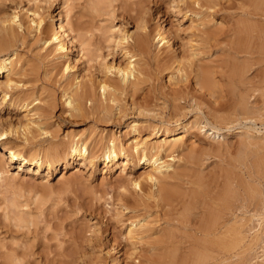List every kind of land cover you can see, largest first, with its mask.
<instances>
[{"label":"rangeland","instance_id":"1","mask_svg":"<svg viewBox=\"0 0 264 264\" xmlns=\"http://www.w3.org/2000/svg\"><path fill=\"white\" fill-rule=\"evenodd\" d=\"M176 1L179 0H51L50 4L46 6V10L48 9L47 13L54 16L55 19H57L58 13L63 14L68 10L70 14H68V18L72 21L71 23L77 21L91 30L92 38H89V34H85V36H88L86 38H89L88 41L84 35L85 39L81 36L75 41L77 43L78 41L79 43L87 41L86 43L90 45L92 54L86 48H84V53H80L78 48L72 49L73 61H77V69L82 71L86 67H92V70L96 69L98 56L99 60L104 57L108 64L112 61L117 63L120 60V55L114 53L112 49L111 42L113 39L110 38L111 33L119 28L134 33L136 31V20L134 18L142 15L146 10L149 12L146 16L149 30L156 26L168 30L169 39L174 45L176 54L187 56L185 52L187 51V43L190 38L191 40L194 38L192 37L194 30L190 28V20L187 17L178 16L170 10V5L176 3ZM11 2L12 0H3L0 6V16L16 8L15 3ZM25 5L26 0H23L22 6ZM30 5L29 7L32 8L33 5ZM40 5L45 6L44 4ZM238 5V2L231 4L223 1L217 8L214 20L216 25L221 23V30L217 32L219 42L216 44L217 47L215 46L216 50L213 47L206 50L200 59L203 66H206L207 70L212 73V77H215L217 82L219 81L220 86L222 84V86L227 85L231 88L232 84L233 97L238 99L246 96L244 98L248 104V114L244 116L245 121L242 117L243 120L237 122V124L220 125L221 130H219V133L226 136L224 140H221V138L219 140L207 138L205 133H201L199 136L200 141H196V144H199L198 147L202 150L200 157L203 162L202 166L204 165L203 168L202 166L199 168V173L202 176L204 175L205 183L207 182L215 187L221 182L222 177L219 178L221 176L219 171H224L228 166H230L228 168L235 166L243 169L238 165L241 162L245 165L247 163L249 166L254 164V161L263 162L262 164H264V51H261L262 56L260 53H256L257 55L253 54L251 57L243 53H241V56L231 51V38L230 36L227 37L226 34L228 35V31H231L235 26V20L243 21L242 26H244L243 23L246 24L247 22L246 25L250 26L249 22L258 19V17H252L250 21L245 20V16L238 10ZM62 20L63 24H66V20ZM252 24L254 23L252 22ZM71 36L69 37L71 38ZM39 47L40 45H36L32 37L29 36L26 38L25 44L18 49L21 57L20 62L26 70V76L22 78L23 82L21 83V85L26 84L22 89L23 92L30 94L31 91L39 97L41 95L42 101L46 102L48 99L50 103H53L52 109L50 108L48 112L50 113L47 116L48 120L45 123L43 122L44 130L46 129L44 132L46 133L38 132L36 134L37 138L33 141L38 147L46 148L53 142L58 144L69 132L73 135L83 133L84 137L90 136L94 140L102 137L103 142H106L111 132H114L116 136H119V140L125 141L127 139L125 135L128 132L127 125L132 121L139 123L141 133L139 139L156 142L162 139L165 128L175 129L178 125L190 126L195 117L199 116L203 120L207 114L205 104L203 101L198 100L200 93L196 92L197 87L192 80L168 82L170 75L168 71L158 73L156 70L157 65L153 61V55L156 53L153 43V45H149V56L151 57L146 70V72L148 71L146 73L148 77L134 98L131 99V97L125 96L124 100L122 99V108L119 114L118 111L114 110L108 121L99 120L92 115H85L81 118L70 116L67 112L68 108H63L64 98L62 97L61 87L55 82L54 75L57 71H52V75L45 73L46 69L51 70L48 67H51L55 61L49 65L44 60L42 56L44 52ZM84 47H86V44ZM228 49L229 51H227ZM89 53L91 56H88ZM232 54L234 55L232 56ZM81 55L85 56L82 60L80 59ZM95 57H97V60ZM89 58L91 60L87 63ZM93 58L95 61L92 60ZM234 59L236 60L234 61ZM244 62L245 66L243 65ZM231 66L235 68V71ZM236 68L240 70L236 71ZM230 71H233L234 76L231 79L228 78L231 74ZM239 72L241 76L240 74L238 76ZM222 76L223 79H221ZM186 86L188 89H186ZM182 89L185 92L187 91L188 96L177 102L178 110L174 112L171 106L162 105L163 97L166 94H170L173 90ZM14 93L15 96L20 94L18 91ZM190 96H197L196 101L200 103V110H195ZM144 105L151 109V112L146 116L138 114L135 110L136 107ZM23 111L24 108L10 107L8 104H2L0 100V124L8 122L12 125L18 124V121L24 120L23 116L25 114ZM221 114L224 115L225 113ZM208 118L210 119V117ZM245 131L253 137L250 142L252 143L251 146L242 137ZM186 142L187 144L190 143L189 141ZM244 143H247V145ZM12 144L13 149L22 151L21 143L16 145L13 142ZM0 153H3L1 146ZM243 157L247 162H243ZM250 158L254 161L252 162ZM179 159L180 156L175 157L173 160V164L178 167V171L181 170L180 167L184 164ZM4 160L8 163L6 167L7 170H10V174L16 173L18 164H10L6 160V155ZM78 163L77 161H70V165L66 168L59 165L53 171H47L44 167L40 170H36L34 167H31V170L25 168L17 181L8 179L2 183L0 188V239L4 238L5 245L7 244L6 246L13 248L15 246V249L22 245L26 248L29 246L28 253L30 255L25 258L26 264H72L76 260L77 263L80 262L79 264H110L111 257H117L119 259L118 264H137L139 262L140 264H261L262 261L264 262V213L260 215V208L258 210L254 208L255 211L253 210V206L258 202L257 200L250 202L246 200L245 203H249L248 205L251 204V206L247 207L245 215L242 214L239 217L248 221L249 227H237L243 232L241 234L244 237L241 243L243 246L240 244L231 251L221 250L222 248L219 247L217 242L219 237L208 234V228L211 227H198L202 224L203 217L206 214L202 209L195 210V213H193L195 217H191V226L163 227L164 219L160 209L149 208V213L144 216H148L149 220H147L150 223L152 222L153 230L149 233L150 236L147 233L148 239L151 240L149 239V241L145 237L143 239L145 241L142 240L141 244L137 245V253L133 258L135 260H128V253H131L132 250L125 239L128 226V221L125 220L129 215L123 217L119 223L115 219L118 208L116 202L120 193L123 192L121 190L123 184L128 178L139 176L143 171L142 167L132 168L129 165L126 167L124 174L119 175L120 169L118 167L110 169L104 167L102 163H97L93 167H80ZM221 167L223 170H221ZM244 178H246V181L248 180L247 177ZM247 182L250 183V186L254 183V187H258L261 190L262 198L264 197V179L254 182L248 180ZM130 190L128 191L130 192ZM207 191L214 192L213 189H207ZM196 212L198 213L196 214ZM15 227L30 228L29 230H23ZM219 228L224 230L223 228L226 227ZM97 229L99 232L96 231ZM164 234L170 237H163ZM160 235L163 237V241H161L162 238L159 239L161 242L156 239V237L160 238ZM164 240L166 242L162 245ZM215 243L218 246L217 248ZM146 244H149L152 248L151 252H154L152 253L154 255H151L150 247ZM164 246H168L169 249L168 247V250L163 248ZM171 252H174L175 256ZM201 257H206V261L203 258V261L199 262Z\"/></svg>","mask_w":264,"mask_h":264},{"label":"bare ground","instance_id":"2","mask_svg":"<svg viewBox=\"0 0 264 264\" xmlns=\"http://www.w3.org/2000/svg\"><path fill=\"white\" fill-rule=\"evenodd\" d=\"M50 1L26 0V5L22 6L23 0H12L16 8L0 16V79H2L0 80V100L2 104H8L10 107L24 108L23 112L25 114L23 116L24 120L18 121L16 125H12L10 122L0 124V146L3 151V153H0V188L2 183L8 179L17 181L21 176V172L25 168L31 170V167L36 168V170L44 167L47 171H53L59 165L66 168L70 165V161L79 162L78 165L80 167H93L97 163H102L106 168L113 169L118 167L120 169L119 175H122L129 165L132 168H140L141 166L143 171L140 175L136 178H128L121 187L123 192L120 193L118 199L116 198L118 208L115 219L120 223L123 217L129 215L125 220L128 221L125 239L132 250L131 253H128V260H135L133 258L137 253V245L141 244L145 237L148 239L149 233L153 230L152 222L148 221V216H144L149 213V208L160 209L164 219L163 227L191 226V217L195 215L193 213H195V210L202 209L206 214L204 217L202 216L203 222L198 227H213L212 229L210 228L211 230L208 228V234L219 237L217 242L222 251L223 249L231 251L240 246L244 237H242L243 235L241 236L243 232L237 227H249L248 221L239 217V215H245L247 212L249 203H245L246 200L249 202L257 200L258 202L256 201L257 203L254 206L252 205L253 210L260 208V215L264 213V197L262 198L260 194L261 190L258 187H254V183L250 186V183L247 182L248 180L249 182H254L264 179V164L253 160L254 164L249 161L252 165L249 166L247 163L245 165L241 162L244 160L243 157L242 160L241 158L239 159L241 164H238L239 160L236 163L243 169L235 166L231 168H228L230 166H225L227 169L222 172L219 171L221 173L219 178L222 177L223 180L221 178V182L216 187L209 185L207 182L205 183L204 175L202 176L199 173V168H201L203 163L200 157L202 150L198 147L199 144H196V141H200L199 136L201 133H205L207 138L217 140L221 138V140H224L226 136L219 133V130H221L220 125L230 126L243 120L242 117L248 114V104L244 98L246 96L238 99L233 97L232 84L231 88L227 85L222 86V84L220 86L219 81L217 82V79L212 77V73L207 70L206 66H203L200 59L206 50L217 47L216 44L219 42L217 32L221 30V23L218 24L219 26L215 24L214 14H216L217 8L223 1L231 4L238 2V10L242 12L247 21H250L252 17H258V19L252 21L254 24L249 22L250 26L246 25L248 22L246 24L243 23L244 26H242L243 21L235 20V26H233L231 31H228V35L226 34L227 37L230 36L231 38V51L241 56V53L250 55V57L256 53L261 55V51H264V0H179L176 3H172L170 10L178 16L187 17L190 20V28L194 30L192 37L195 39L191 40L190 38L187 43L188 46L186 45L187 51L185 52L187 56L176 54L174 45L169 39L168 30L166 31L157 26L149 30L146 20L149 12L146 10L142 15L134 18L136 20V31L134 33L121 28L111 33L110 38L113 39L112 42L110 41L113 45L112 49L114 53H119L120 55V60L117 63L112 61L108 64L104 57L99 60L98 56V58L95 57V59H98H96V69L92 70V67H86L82 71L77 69V61H73L72 49L78 48L80 53H84V48H86L91 53L90 45L86 43L92 36L91 30L77 21L71 23L72 21L68 18V10V13H63L65 17L62 13L57 14V19L54 16H50L47 13L48 9L46 10V6L50 4ZM2 2L3 0H0V6ZM30 4L33 5L32 8L29 7L31 6ZM62 19L66 20V24H63ZM83 32L84 34H82ZM85 34H89L88 39ZM70 35H72L71 38L69 37ZM83 35L87 40L86 42L84 41L86 47H84V42L79 43L78 41V44L75 41L81 36L84 38ZM29 36L32 37L36 45H40V50L44 52L42 56L49 65L55 61L51 67H48L51 70L46 69L45 73L52 75V71H57L54 75L55 82L61 87L62 97L64 98L63 108H68L67 112H69L70 116H79L81 118L85 115H92L99 120L108 121L114 110L118 111L119 114L122 108V99L125 96L131 97V99L134 98L148 77L146 74L148 71L146 72V70L151 57L149 56V45H153V43L156 49L153 61L157 65L156 70L158 73L168 71L170 73L168 82H187L192 80L197 87L196 92L200 93L198 100L203 101L205 104L207 114L203 120L199 116V118L195 117L190 126L178 125L175 129L165 128L162 139L156 142L139 139L141 134L139 123L132 121L127 125L128 132L125 135L127 137L125 141L119 140V136H116L114 132L109 133V139H106V142H103L102 137L94 140L90 136L84 137L83 133L73 135L69 132V134H65L58 144L53 142L50 146H47L48 148L38 147L33 141L37 138L36 134L38 132L46 133L44 132L46 130H44V123L48 120L47 116L50 114L48 112L53 103H50L48 99L46 102L42 101L41 95L39 97V95L31 91L30 94H26L22 90L26 85H21L23 82L22 78L26 76V70L20 62L21 57L18 49L25 44L26 38ZM84 55H81V60L86 56ZM92 56L94 57L95 55ZM90 60L89 58L87 63ZM231 68L235 69L232 66ZM238 70L240 69L236 71ZM83 71L85 72L82 74ZM243 72L245 73V71ZM229 73L231 74L228 78L231 79L233 71ZM241 73L239 72L238 76L239 74L241 76ZM221 79H223V76ZM186 89H188L187 86ZM15 91L20 94L15 96ZM187 94L184 89L173 90L170 94H166L163 97L162 105L171 106L175 112L178 110L177 102L183 100V97H187ZM196 97L190 96L191 103H194L193 107H195V110H200V103H197ZM88 103L89 106L87 107ZM135 110L138 114H143L144 116L151 112V109L146 107V105L138 106ZM245 119L244 117V121ZM242 137L251 146L252 143L250 142L253 137L250 133L245 131ZM186 141L190 143L187 144ZM13 142L16 145L21 143L22 151L19 150V152L17 149H13ZM244 144L247 145V143ZM5 155L6 160L10 164H18L16 173L10 174V170H7L6 166H8V163L4 160ZM179 156V161L184 163L180 167V171L173 164L175 157L178 158ZM243 162H247V160ZM221 170H223L222 167ZM244 177H247L248 180L246 181ZM184 178L187 179L182 180ZM207 189H213L214 192L207 191ZM140 216L142 217L140 218ZM219 227L226 228L222 230ZM15 228L29 230L30 227ZM147 233L149 236H147ZM162 236L166 237L167 234ZM159 237H156L157 241H163V237L161 235ZM257 238L256 241L258 240ZM4 240V238L0 239V264H26L25 258L30 255L28 253L29 246L26 248L22 245L23 247L19 246L18 249H15L14 245V248L6 246L7 244L5 245ZM165 242L164 240L162 245ZM168 244L170 243L168 242ZM146 245L150 247L149 244ZM152 247L154 248V246ZM167 247L164 246L163 248L167 249ZM215 247H218L216 243ZM149 249L151 252L152 248L150 247ZM153 250L155 251V249ZM152 253L154 252H151V255H154ZM171 254L175 256L174 252H171ZM171 254L168 253L170 256ZM201 258L199 262H202L203 258L206 261V257ZM76 261L72 262V264L80 263ZM118 263L119 259L117 257H111L110 264ZM137 264H140V262ZM261 264H264V262L262 261Z\"/></svg>","mask_w":264,"mask_h":264}]
</instances>
